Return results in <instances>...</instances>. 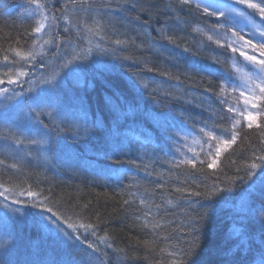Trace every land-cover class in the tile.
<instances>
[{"label": "trees", "instance_id": "1", "mask_svg": "<svg viewBox=\"0 0 264 264\" xmlns=\"http://www.w3.org/2000/svg\"><path fill=\"white\" fill-rule=\"evenodd\" d=\"M226 22L180 0H0V264H79L89 239L91 264H260L264 116L214 168L172 162L181 129L233 134L227 49L198 32Z\"/></svg>", "mask_w": 264, "mask_h": 264}, {"label": "rangeland", "instance_id": "2", "mask_svg": "<svg viewBox=\"0 0 264 264\" xmlns=\"http://www.w3.org/2000/svg\"><path fill=\"white\" fill-rule=\"evenodd\" d=\"M252 2L259 4L261 3V0H252ZM197 3L201 4V8L198 10L203 14H205L203 12L204 6L215 5V7H209L208 11L217 12V14L208 15V16L213 20L225 18L227 21L226 23H221L219 25L217 24L215 30L213 31L199 28L198 32L207 38L209 36H212V41L216 43L218 41L219 45L224 46L227 49V64L230 70L232 71L233 79L231 81L225 82L222 85L221 87V94L223 96L222 101L227 105L228 109L231 107V108L239 109L240 111H243L245 108V101L246 100L251 101L253 99L250 96L248 89L256 88L257 84L260 82L254 80V81H249L247 85H245L244 78L242 77L240 73H237L235 71L233 65L236 64L240 66L247 73H251L255 71L254 66L249 61L245 60V57L242 56L240 52L243 51L246 55H249V56L255 55L257 59L262 58L259 52V45L260 43L264 42V38L260 37L259 32H257L256 29L257 28L264 29V18H262L259 15L258 11L249 9L247 8L246 5H237L235 3V0H191L189 4L196 7ZM230 7L238 8L239 11L243 13V15L241 16V15H236L234 13H231L229 11ZM217 9H219V11H223L225 14L223 16H220ZM243 9H249L255 12L260 19H255L254 17H251ZM44 23H45V28L42 30H45L47 28V23L46 22ZM249 40L251 41L252 45L256 46L255 48L246 45V41H249ZM229 44H231L232 47H235L237 51L233 52L232 48L228 47ZM25 73L26 75H23V76H27L28 74L30 77H33V76L36 77V75H39L38 74L39 72L37 70L30 72L29 69H27L25 70ZM32 80H35V79H32ZM18 83L19 81H17L14 84H18ZM35 83L32 86L35 87L34 89H37V86H40L43 83V79L39 77L36 79ZM241 92H243V95H241ZM257 93H259L258 88H257ZM45 98H47V101H49L48 97H45ZM2 99L7 100L4 107H7V108L9 107L8 112L14 113L15 108L13 106L12 97H10L9 95H3ZM262 102L263 101H260V100L255 101V103H257L258 105L257 108H252L251 104L249 103L247 105L248 111H245L243 116H240L237 111L229 112L231 129H232V124L235 122V120L237 119L240 120L239 126L236 129H232V133L237 132L244 128L252 129L253 127L260 124L264 116V112L262 109ZM249 114L255 117V119L252 121L251 128L248 127L249 120L247 119V117ZM6 117L9 120L13 118V116L11 115H8ZM19 123L23 124L22 120H20ZM23 125H27V123L25 122V124ZM28 125L30 124L28 123ZM201 129H204V131L202 132ZM201 129H199L200 130L199 133H193L185 129H181L178 131V141L176 143L177 155L175 159L173 160V163L176 166L193 167V163H195V166L200 165V164H205L208 167L211 164L213 166L210 168H214L220 161L221 157L225 154V152L228 151L232 147L233 144L230 147H228L227 150H221L220 154L217 155L216 154L217 147H221L219 144V141L215 139L210 140V138L205 135V132H211L214 137H219L221 140H230V139H226L224 137L218 136L209 127H203ZM209 143H211L213 147L209 148ZM209 153H211V155H209ZM186 161H192L193 163H186ZM200 161H203V163H200ZM16 201H20V200L17 199ZM44 218L46 220H50V217L48 216H44ZM56 224L51 225L52 230H54L55 233L57 232ZM0 239H2V237H0ZM86 243H91V242L86 241ZM93 245L96 246L95 243H93ZM81 246H82V243L80 242L79 247Z\"/></svg>", "mask_w": 264, "mask_h": 264}, {"label": "snow or ice", "instance_id": "3", "mask_svg": "<svg viewBox=\"0 0 264 264\" xmlns=\"http://www.w3.org/2000/svg\"><path fill=\"white\" fill-rule=\"evenodd\" d=\"M73 2L75 3V0H73ZM190 2H191V0H180L181 4H189ZM235 3L237 5H246L247 8L258 11L259 15L262 18H264V0H261V3H259V4L253 3L252 0H235ZM37 7H40V5H37ZM196 7H197V9H200L201 8V4L197 3ZM209 7H215V5L204 6L203 7V12L205 14H207V15H216L217 12H209L208 11ZM217 11L219 12L220 16H223L225 14L223 11H219V9H217ZM229 11L231 13L236 14V15H241V16L243 15V13L240 12L239 9L236 8V7H230ZM47 19H48V17L42 15L41 16V20L38 23V26L33 29V32L40 33L42 31V29L45 28V23L44 22ZM65 31H67V29H65ZM89 31H91V29H89ZM256 31L259 32V35H260L261 38H264V29L257 28ZM208 39L212 40V36H209ZM241 39H242V37H241ZM116 42L118 44L119 43H123L122 41H116ZM45 43H49V41H45ZM217 43H219V42L217 41ZM246 45L251 46L253 48L256 47L255 45H252L250 40L246 41ZM228 47H231L233 52L237 51V49L235 47H232L231 44H229ZM259 52H260V55L262 57L261 59H257L255 55L249 56V55H246L243 51L240 52V54L245 57V60L249 61L254 66L255 71H253L251 73H247L240 66H238L236 64L233 65L235 71L237 73H240L242 75V77L244 78L245 85H247V83L249 81H254V80L255 81H259L260 83L257 84L256 88H249L248 89V92H249L250 96L253 99L251 101H248V100L245 101V108H244L243 111H240L239 109H234V108L230 107L228 109L229 112L237 111L240 116H243L244 112L248 111L247 105L249 103L251 104L252 108H257L258 105H257V103H255V101L256 100L264 101V42L260 43ZM16 54L18 56L21 55V53H19V52H17ZM35 55H36L35 53L29 52L26 55H24L22 58L25 59V60H27V59H35ZM5 60H7V57H5ZM17 75L18 76H23V75H26V74L21 72V73H18ZM7 82L9 84H13V83H16L17 81L9 79ZM2 83H4V81L0 80V84H2ZM45 83L46 84L50 83V81H45ZM257 88L259 89V93H257ZM6 91H7V89H0V94H2L3 92H6ZM222 91H223V89H222ZM241 95H243V92H241ZM247 119L249 120L248 127L251 128L252 127V121L255 119V117L252 116L251 114H249ZM239 124H240V120H238V119L235 120V122L232 124V129H236L239 126ZM257 127H259V125H257ZM201 131L203 132L204 129H201ZM205 135L208 136L210 138V140L211 139H215V140L219 141V144H220L221 147H217V151H216V154L219 155L221 150H227L228 147H230L232 144L236 143L238 133L233 132V134L231 135L230 140H221L219 137H214L211 132H205ZM30 142L33 143V144L38 143V141H36V140H32ZM211 147H213V145L211 143H209V148H211ZM209 155H211V153H209ZM258 159L262 162V165H264V156H260V157H258ZM0 163H3V162L0 161ZM186 163H193V162L192 161H186ZM200 163H203V161H200ZM212 166L213 165H211V164L209 165V167H212ZM13 167H15V165H13ZM193 167H195V163H193ZM248 167H249V169H253L254 170V169H257L258 167H261V165H257L256 163H252ZM248 175L251 177V176L255 175V173L252 172V171H249ZM261 180H262V182H264V174L261 175ZM0 195H3V193H0ZM28 195L29 196H36L37 194L33 193V192H29ZM14 203H19V201H14ZM125 203H127V201ZM141 203H145V201L142 200ZM41 205H42V202H40V204L33 203L31 205V207L36 208V207H40ZM43 210L51 213L52 217L55 218V219H53L51 221V223L56 224V220L60 219L57 216V213L52 210V208H46V209H43ZM69 227H73V226L70 224ZM80 227L88 228V227H91V226L90 225H88V226L81 225ZM56 230H59V225L58 224H56ZM64 235L68 238V240H72L73 242H75L77 240H80L79 236H76L75 238H73L68 233H64ZM80 242L84 243V241H80ZM145 243H147V242H145ZM86 247L88 249H92L93 252L99 251V249L97 247H94V245L92 243H87ZM109 247H111V245H109ZM260 264H264V256H262Z\"/></svg>", "mask_w": 264, "mask_h": 264}, {"label": "bare ground", "instance_id": "4", "mask_svg": "<svg viewBox=\"0 0 264 264\" xmlns=\"http://www.w3.org/2000/svg\"><path fill=\"white\" fill-rule=\"evenodd\" d=\"M47 24H48V20H46L45 21ZM48 26V25H47ZM46 30V29H45ZM45 30H42L41 31V33L43 34L44 33V31ZM110 55V54H109ZM38 113H40V114H46L47 113V111L45 110V109H43V108H41V109H37L36 110ZM175 159V158H174ZM173 162V161H172ZM261 200H264V192L262 193V195H261ZM48 216V215H47ZM49 217V216H48ZM88 238V237H87ZM89 239V238H88ZM95 240L97 241H102V240H107V238H105V236H103V235H101V234H99V233H96V236H95ZM89 242L91 241L90 239L88 240ZM93 243H95V242H93ZM96 244V243H95ZM59 246L58 247H60V248H62L63 246H62V244L61 243H59L58 244ZM94 247H97V245L96 246H94ZM64 248V247H63ZM98 249H99V247H97ZM111 249H112V247H111ZM77 252V254L79 255L78 256V262H79V264H91V261H95L96 262V260H97V258H99V259H102V261H104V260H106V257L105 256H103V257H101L103 254L101 253H99V251H97V252H93L92 251V249H88L87 251H76ZM100 254V255H99ZM92 257V258H91ZM95 257V258H94Z\"/></svg>", "mask_w": 264, "mask_h": 264}]
</instances>
